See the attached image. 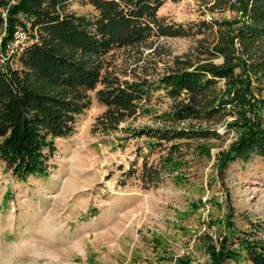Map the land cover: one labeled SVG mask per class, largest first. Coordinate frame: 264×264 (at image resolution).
<instances>
[{"label": "trees", "instance_id": "obj_1", "mask_svg": "<svg viewBox=\"0 0 264 264\" xmlns=\"http://www.w3.org/2000/svg\"><path fill=\"white\" fill-rule=\"evenodd\" d=\"M73 1L0 0V159L15 179L48 174L55 139L74 132L93 98L105 106L101 119L112 127L153 98L170 99L169 109L156 116L165 123L127 130L146 138V150L122 171V185L135 177L149 188L190 159L209 156L205 140L221 136L212 124L234 107L243 120L222 166L264 159V0H203L199 16L186 20L161 13L165 0H80L90 6L87 12L72 9ZM226 11L232 18L219 15ZM17 27L31 40L8 54ZM168 36L195 41L170 68L130 78L108 68L111 51ZM221 79L235 96L218 94ZM247 95L253 102L244 113ZM185 120L190 123L179 125ZM208 252L211 264H264V218L245 228L231 224Z\"/></svg>", "mask_w": 264, "mask_h": 264}, {"label": "rangeland", "instance_id": "obj_2", "mask_svg": "<svg viewBox=\"0 0 264 264\" xmlns=\"http://www.w3.org/2000/svg\"><path fill=\"white\" fill-rule=\"evenodd\" d=\"M204 7L203 0H165L160 12L186 20ZM71 8L87 12L90 6L74 0ZM194 42L191 36H168L121 47L106 55L108 68L121 78L165 70L190 54ZM217 91L226 97L237 90L221 79ZM241 101L243 110L252 108L253 101ZM169 102L153 98L112 127L101 119L105 106L93 98L74 132L55 139L47 175L17 180L0 159V264H211L209 245L231 224L245 228L249 220L264 218V159L222 166L243 120L235 107L212 124L221 136L205 140L209 156L190 159L149 188L135 177L120 183L122 171L146 150V138L127 130L165 123L156 116Z\"/></svg>", "mask_w": 264, "mask_h": 264}, {"label": "built area", "instance_id": "obj_3", "mask_svg": "<svg viewBox=\"0 0 264 264\" xmlns=\"http://www.w3.org/2000/svg\"><path fill=\"white\" fill-rule=\"evenodd\" d=\"M31 40L28 30L17 27L13 33L11 41L7 44L6 51L8 54L18 53L24 45ZM183 123V121H181Z\"/></svg>", "mask_w": 264, "mask_h": 264}]
</instances>
